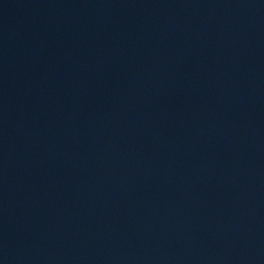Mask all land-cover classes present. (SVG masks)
Returning <instances> with one entry per match:
<instances>
[{
    "label": "water",
    "instance_id": "95a60500",
    "mask_svg": "<svg viewBox=\"0 0 264 264\" xmlns=\"http://www.w3.org/2000/svg\"><path fill=\"white\" fill-rule=\"evenodd\" d=\"M0 264H264V0H0Z\"/></svg>",
    "mask_w": 264,
    "mask_h": 264
}]
</instances>
